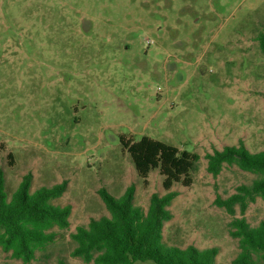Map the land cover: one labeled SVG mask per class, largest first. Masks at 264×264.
Masks as SVG:
<instances>
[{
	"label": "rangeland",
	"instance_id": "1",
	"mask_svg": "<svg viewBox=\"0 0 264 264\" xmlns=\"http://www.w3.org/2000/svg\"><path fill=\"white\" fill-rule=\"evenodd\" d=\"M264 0H0V153L8 200L29 177L30 193L67 182L51 201L70 206V227L30 263L0 247V264H88L71 256V234L111 213L100 191H132L149 210L163 177L145 185L122 137L147 135L199 155L191 187L165 222L168 246L217 247L232 264L236 218L264 220V198L230 214L221 202L257 176L206 156L225 147L264 150ZM12 154V157L9 154ZM93 264V263H90ZM142 264V263H141ZM150 264V263H144Z\"/></svg>",
	"mask_w": 264,
	"mask_h": 264
},
{
	"label": "trees",
	"instance_id": "2",
	"mask_svg": "<svg viewBox=\"0 0 264 264\" xmlns=\"http://www.w3.org/2000/svg\"><path fill=\"white\" fill-rule=\"evenodd\" d=\"M264 52V31L257 36ZM135 165L145 185L150 173L158 170L163 177V197L154 195L149 210L133 205L129 189L122 198H115L105 189L100 193L111 213L110 217L92 219L88 226H80L71 234L76 246L72 257L90 264H219L217 247L199 249L194 246L180 248L164 242V224L172 219L168 209L177 193L175 184L191 187L192 171L200 157L196 153L180 151L179 148L144 135L120 140ZM6 145L0 142V153ZM12 157V154H9ZM208 172L218 176L225 165H237L241 170L257 176L249 185L239 187L238 193L221 202V206L234 215L235 206L243 212L248 201L257 196L264 198V150L251 153L244 146L225 147L206 156ZM30 178L26 177L8 200L3 174L0 173V247L11 253L14 259L30 263L38 251L45 250L60 236V231L70 227V206L51 203L60 197L67 185L64 181L50 189L30 193ZM230 234L239 240V253L232 264H264V220L258 226L250 225L246 218H236L231 223ZM59 264H69L59 259Z\"/></svg>",
	"mask_w": 264,
	"mask_h": 264
},
{
	"label": "flooded vegetation",
	"instance_id": "3",
	"mask_svg": "<svg viewBox=\"0 0 264 264\" xmlns=\"http://www.w3.org/2000/svg\"><path fill=\"white\" fill-rule=\"evenodd\" d=\"M123 138V137H122Z\"/></svg>",
	"mask_w": 264,
	"mask_h": 264
}]
</instances>
